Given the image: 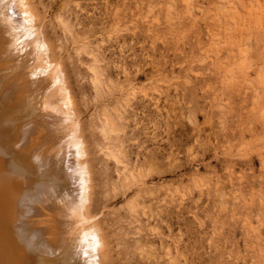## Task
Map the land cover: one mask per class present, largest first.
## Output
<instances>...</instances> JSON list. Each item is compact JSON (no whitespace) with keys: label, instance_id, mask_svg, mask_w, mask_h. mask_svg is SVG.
<instances>
[{"label":"rangeland","instance_id":"1","mask_svg":"<svg viewBox=\"0 0 264 264\" xmlns=\"http://www.w3.org/2000/svg\"><path fill=\"white\" fill-rule=\"evenodd\" d=\"M33 5L67 71L111 264H264V0Z\"/></svg>","mask_w":264,"mask_h":264},{"label":"bare ground","instance_id":"2","mask_svg":"<svg viewBox=\"0 0 264 264\" xmlns=\"http://www.w3.org/2000/svg\"><path fill=\"white\" fill-rule=\"evenodd\" d=\"M35 7L0 0V264H111L67 71ZM110 114L104 139L118 129ZM106 154L120 164L118 150Z\"/></svg>","mask_w":264,"mask_h":264}]
</instances>
